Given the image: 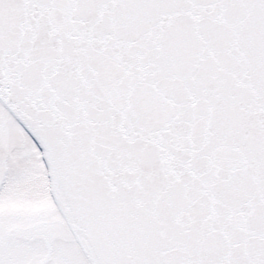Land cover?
Here are the masks:
<instances>
[{"label": "snow or ice", "instance_id": "6c2138e0", "mask_svg": "<svg viewBox=\"0 0 264 264\" xmlns=\"http://www.w3.org/2000/svg\"><path fill=\"white\" fill-rule=\"evenodd\" d=\"M0 264H264V0H0Z\"/></svg>", "mask_w": 264, "mask_h": 264}]
</instances>
